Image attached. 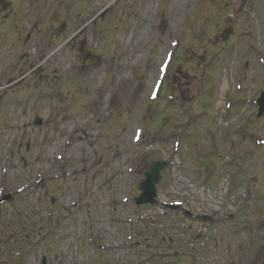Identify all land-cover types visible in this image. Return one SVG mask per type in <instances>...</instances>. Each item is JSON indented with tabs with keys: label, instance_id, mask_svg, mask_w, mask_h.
Instances as JSON below:
<instances>
[{
	"label": "rangeland",
	"instance_id": "obj_1",
	"mask_svg": "<svg viewBox=\"0 0 264 264\" xmlns=\"http://www.w3.org/2000/svg\"><path fill=\"white\" fill-rule=\"evenodd\" d=\"M17 80L0 156L21 148L32 184L0 264H264V0H0ZM159 159L178 209L134 204Z\"/></svg>",
	"mask_w": 264,
	"mask_h": 264
},
{
	"label": "flooded vegetation",
	"instance_id": "obj_2",
	"mask_svg": "<svg viewBox=\"0 0 264 264\" xmlns=\"http://www.w3.org/2000/svg\"><path fill=\"white\" fill-rule=\"evenodd\" d=\"M17 81H13L4 85H0V89H4L7 87H10L11 85H14L17 83ZM0 93V99H1ZM1 103V102H0ZM3 125H6V123H2ZM16 143V142H14ZM15 151L8 152L9 157L6 156L8 159H4V157L0 156V212L1 209L7 208L8 215L10 216L11 213L14 212L15 208V202L21 197L22 194L27 195V192H29V189L31 188V178H26L28 176V172L25 173V169L28 167V161L26 160V157H23L20 152L21 148H18L17 150L13 147ZM25 153H29V147L25 146ZM4 159V160H3ZM17 159L19 160V163L21 164V168L18 171V166L16 165ZM23 174V176H22ZM17 176V177H16ZM19 176L22 177V185L21 189H16V181L19 179ZM29 182V183H28ZM42 182L38 181L35 184H40ZM19 187V186H18ZM12 206V208H9ZM26 214V212H24ZM11 217V216H10Z\"/></svg>",
	"mask_w": 264,
	"mask_h": 264
},
{
	"label": "water",
	"instance_id": "obj_3",
	"mask_svg": "<svg viewBox=\"0 0 264 264\" xmlns=\"http://www.w3.org/2000/svg\"><path fill=\"white\" fill-rule=\"evenodd\" d=\"M256 104L258 111L256 117H261L264 114V91L260 93ZM41 121L35 119V123L39 124ZM169 162L166 160H159L152 162L147 171L144 173V178L139 185L140 194L135 199L136 205L154 204L156 197V185L161 179V174L168 166Z\"/></svg>",
	"mask_w": 264,
	"mask_h": 264
}]
</instances>
